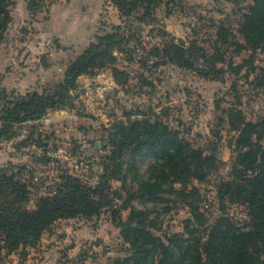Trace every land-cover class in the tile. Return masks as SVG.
<instances>
[{"label": "rangeland", "instance_id": "rangeland-1", "mask_svg": "<svg viewBox=\"0 0 264 264\" xmlns=\"http://www.w3.org/2000/svg\"><path fill=\"white\" fill-rule=\"evenodd\" d=\"M250 2L162 1L139 18L143 8L125 15L111 0H39L36 9L28 0H10L11 22L0 42V105L5 95L15 99L54 88L73 48L82 52L90 40L116 31L124 42L113 50L115 64L79 77L63 108L16 124L15 136L0 140V168H26L21 177L30 186L29 207L54 194L67 173L92 186L105 178L113 204L93 218L56 221L27 253H7L0 242V264H113L125 258L129 245L122 226L112 221L113 206L123 221L131 206L147 213V224L165 242L185 233L193 206L199 209L197 235L206 236L224 212L248 220L245 206L222 202L218 191L240 150L239 112L247 122L264 119V50L240 32ZM129 117L161 120L178 130L207 157L203 178L188 173L186 185L168 183L149 193L141 181L150 178L157 153L148 148L125 150L121 167L105 173V165L113 164L107 154L114 126ZM252 136L264 146V128Z\"/></svg>", "mask_w": 264, "mask_h": 264}, {"label": "trees", "instance_id": "trees-1", "mask_svg": "<svg viewBox=\"0 0 264 264\" xmlns=\"http://www.w3.org/2000/svg\"><path fill=\"white\" fill-rule=\"evenodd\" d=\"M28 1L31 9L39 7V0ZM162 1L169 0H111L125 15L143 8L144 14L139 18L154 13ZM9 5L10 0H0V42L11 22ZM240 32L253 48L264 50V0H251ZM123 42L118 31L99 35L71 61L54 88L20 94L15 99L5 95L0 105V140L15 136L16 124L40 120L49 109L63 108L69 101V93L78 87L79 77L92 73L95 67L115 64L113 50L122 47ZM175 48L180 52L179 47ZM184 54L183 50L181 59ZM239 113L240 125L236 128L240 131L237 139L240 150L232 164L231 177L221 182L218 192L222 202L227 199L245 206L248 220L240 222L224 212L208 226L206 236L197 235L194 222L199 209L193 206L194 217L186 221L185 233L175 234L165 242L147 224V213L131 206L129 219L123 221L120 211L113 206L112 221L122 226L123 238L129 245V255L113 264H264V146L253 141L252 136L264 128V119L247 122ZM130 117L114 126L112 150L107 154L113 164L105 165V173L111 166L121 167L125 150L139 153L148 148L157 153L150 178L141 181L149 193L161 191L168 183L186 185L188 173L203 178L207 157L178 130H172L161 120ZM25 171L24 167L17 172L11 166L0 168V242L7 253H27V248L37 246L44 232L58 220L93 218L113 204L105 178L103 183L92 186L67 173L54 194L40 197L31 208L30 186L21 177Z\"/></svg>", "mask_w": 264, "mask_h": 264}, {"label": "crops", "instance_id": "crops-1", "mask_svg": "<svg viewBox=\"0 0 264 264\" xmlns=\"http://www.w3.org/2000/svg\"><path fill=\"white\" fill-rule=\"evenodd\" d=\"M76 39H78V40L81 39V40H82L83 37H82V35H80V36L77 37ZM91 41H93V40H90V41L88 42V44H89ZM88 44H86V45H88ZM86 45H85V46H86ZM85 46H84V47H85ZM82 47H83V46H82ZM73 50H76V51H75V52L73 51V52H74V55H73V57L68 61L67 66L71 63V61H72V59L74 58V56L76 57L78 54L81 53L80 49L73 48ZM67 66H66V67H67ZM94 76H95V78H101V77H102V74H100V73H96ZM39 78H42V75H41V74H40Z\"/></svg>", "mask_w": 264, "mask_h": 264}, {"label": "water", "instance_id": "water-1", "mask_svg": "<svg viewBox=\"0 0 264 264\" xmlns=\"http://www.w3.org/2000/svg\"><path fill=\"white\" fill-rule=\"evenodd\" d=\"M96 145H97V143H96Z\"/></svg>", "mask_w": 264, "mask_h": 264}]
</instances>
